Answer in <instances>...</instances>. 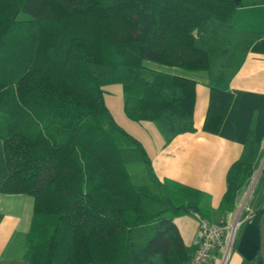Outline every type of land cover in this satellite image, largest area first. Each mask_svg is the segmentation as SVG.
Masks as SVG:
<instances>
[{"label":"trees","instance_id":"trees-1","mask_svg":"<svg viewBox=\"0 0 264 264\" xmlns=\"http://www.w3.org/2000/svg\"><path fill=\"white\" fill-rule=\"evenodd\" d=\"M242 1L0 0L7 167L0 193L32 197L27 264H188L193 253L173 219L209 216L197 202H183V188L158 181L151 157L118 124L105 94L119 84L126 117L154 122L166 141L193 131L194 82L144 62L183 71L233 67L264 35L233 28ZM232 98L210 86L203 130L219 131ZM259 150L250 133L227 172L220 210L234 209ZM132 164L144 166L150 186L131 182ZM263 185L264 167L248 206ZM244 264H262L259 247Z\"/></svg>","mask_w":264,"mask_h":264},{"label":"crops","instance_id":"crops-1","mask_svg":"<svg viewBox=\"0 0 264 264\" xmlns=\"http://www.w3.org/2000/svg\"><path fill=\"white\" fill-rule=\"evenodd\" d=\"M232 26L236 30L264 33V0H243L234 14ZM144 65L150 70L182 76L194 82L193 131L179 133L166 141L162 130L156 128L158 125L150 124L154 122L132 120L134 125L141 123L139 127L153 131L160 138L152 153L148 154L156 178L173 188H183L184 192L180 194L183 202H197L210 221L233 222L241 200L248 193L251 177L238 190L232 211H222L219 206L226 190L227 172L240 157L250 133L260 143L253 167V173L257 168L260 171L258 179L264 167V35L253 41L246 52L238 53L231 68L215 66L211 71H183L151 61H145ZM211 85L228 89L233 94L230 108L217 133L203 130ZM6 176L0 139V185ZM32 201V197L26 194L0 193V264H27L23 258L24 240L30 227ZM250 208L251 213L241 225L237 243L225 264H244L257 253L264 185ZM173 222L183 245L193 253L199 241V216L196 213L182 214ZM214 254L218 264L223 258V249H216Z\"/></svg>","mask_w":264,"mask_h":264},{"label":"built area","instance_id":"built-area-1","mask_svg":"<svg viewBox=\"0 0 264 264\" xmlns=\"http://www.w3.org/2000/svg\"><path fill=\"white\" fill-rule=\"evenodd\" d=\"M246 211V215L242 213ZM251 208L246 203L240 205L233 222L215 223L199 217V241L188 264H206L216 249H223V258L218 264H225L237 238L239 227L247 220ZM215 264L216 261H215Z\"/></svg>","mask_w":264,"mask_h":264},{"label":"rangeland","instance_id":"rangeland-1","mask_svg":"<svg viewBox=\"0 0 264 264\" xmlns=\"http://www.w3.org/2000/svg\"><path fill=\"white\" fill-rule=\"evenodd\" d=\"M107 89H108V92L110 93L105 94V101L111 113L114 115L116 121L118 122V124L122 126L126 131L133 134L136 138H138V140L146 147L147 153L151 154L153 149L158 144V141L160 138H158V136H156V134L153 131L150 132L146 130V128L144 127H139L140 126L139 124L141 123H138V125L137 124L134 125L135 123L132 122V120L128 119L124 115L123 109H122L123 92L119 84L109 86ZM144 124L149 125V123H144ZM150 124H154V126H157L155 125V123H150ZM156 128H159V127H156ZM127 169H128L130 180L134 185H141V186L151 185L150 179L148 175L146 174L144 166L142 164L128 165ZM259 173H260L259 169L258 168L255 169L249 181L250 188L248 190V193H246V196L241 200L240 205H242L243 203L247 204L248 202L247 198L253 192V189L256 185Z\"/></svg>","mask_w":264,"mask_h":264},{"label":"water","instance_id":"water-1","mask_svg":"<svg viewBox=\"0 0 264 264\" xmlns=\"http://www.w3.org/2000/svg\"><path fill=\"white\" fill-rule=\"evenodd\" d=\"M259 253H260V258L262 260V264H264V210L260 217Z\"/></svg>","mask_w":264,"mask_h":264}]
</instances>
